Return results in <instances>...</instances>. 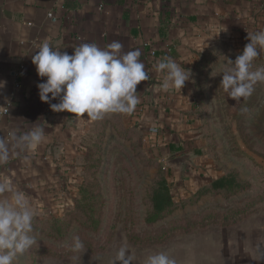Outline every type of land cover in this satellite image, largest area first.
Listing matches in <instances>:
<instances>
[{
  "label": "rangeland",
  "instance_id": "obj_1",
  "mask_svg": "<svg viewBox=\"0 0 264 264\" xmlns=\"http://www.w3.org/2000/svg\"><path fill=\"white\" fill-rule=\"evenodd\" d=\"M247 43L231 41L190 70L192 124L182 133L200 156L189 188L171 184L166 156L124 114L91 119L78 182L59 212L34 219L39 243L18 264H111L121 245L135 254L133 264L157 251L176 264H264V84L239 104L221 88L226 62ZM261 68L264 55L252 70ZM231 178L249 188L228 198L208 187ZM241 207L239 221L221 224L222 214ZM74 237L84 254L73 253Z\"/></svg>",
  "mask_w": 264,
  "mask_h": 264
},
{
  "label": "crops",
  "instance_id": "obj_2",
  "mask_svg": "<svg viewBox=\"0 0 264 264\" xmlns=\"http://www.w3.org/2000/svg\"><path fill=\"white\" fill-rule=\"evenodd\" d=\"M261 30L264 0H0V135L37 123L47 136L27 159L22 153L0 165V177L31 198L38 216H49L59 212L80 176L83 133L91 119L54 112L41 101L37 85L43 80L32 56L43 41L69 54L83 43L105 48L119 41L124 52L139 49L149 79L137 85L140 102L124 116L145 131L166 162L193 155L190 172L168 167L183 181L193 176L200 156L182 133L192 124L187 113L194 98L187 82L181 91H163L153 65L168 57L190 72L221 46L249 42L248 32ZM172 145L187 151L174 156Z\"/></svg>",
  "mask_w": 264,
  "mask_h": 264
},
{
  "label": "clouds",
  "instance_id": "obj_3",
  "mask_svg": "<svg viewBox=\"0 0 264 264\" xmlns=\"http://www.w3.org/2000/svg\"><path fill=\"white\" fill-rule=\"evenodd\" d=\"M247 39L242 53L234 61L228 59L221 71V88L237 104L246 102L257 84H264V68L252 70L253 62L264 55V30L248 32ZM123 47L119 41L105 48L83 43L69 54L43 41L32 56L37 74L43 80L37 85L41 101L48 103L54 112L66 111L77 117L87 114L92 120L102 119L106 114L133 113L140 102L137 85L147 81L149 74L139 59L141 51L124 52ZM153 71L165 92L181 91L191 78V71L168 57L154 64ZM3 86L0 82V88ZM53 100L59 102L52 103ZM46 141L45 129L37 123L27 131L12 130L0 135V165L22 153L27 159ZM40 214L23 190L7 177H0V264H18L39 243L33 222ZM72 251L74 254L87 251L79 237H74ZM135 260V254L121 245L111 264H133ZM142 264H176V261L166 252L157 251L146 254Z\"/></svg>",
  "mask_w": 264,
  "mask_h": 264
},
{
  "label": "trees",
  "instance_id": "obj_4",
  "mask_svg": "<svg viewBox=\"0 0 264 264\" xmlns=\"http://www.w3.org/2000/svg\"><path fill=\"white\" fill-rule=\"evenodd\" d=\"M208 56H213V53L209 54ZM207 63H208V59L203 62V65H206ZM171 151L174 156H178V155L185 153L187 150L184 146L179 145V147H175V145H172ZM166 172H167L168 177L171 178V182H172L171 184L175 185L177 188L178 187L189 188V185H188L189 182L187 183L186 179H182L183 181H179L177 177L173 175L168 168H166ZM188 179L189 180L191 179V181H193L195 178L192 176V177H189ZM220 184L221 185L218 186L212 183L208 187H211L212 189H218V191L215 190L216 192H218V194L224 197H228V198L232 195H235L238 192L244 191L249 188V184L247 182H241L240 180H237L234 178H231L229 181L225 180L223 184L222 183ZM245 211H246V208H242V207L237 208V209L235 208L229 209L227 212H225L224 214L220 216L224 218L223 221H221V224L224 226H228L230 224L236 223L237 221H239V219H234V217L245 213ZM157 219L158 218L156 216H153L149 219V222H155L157 221Z\"/></svg>",
  "mask_w": 264,
  "mask_h": 264
},
{
  "label": "water",
  "instance_id": "obj_5",
  "mask_svg": "<svg viewBox=\"0 0 264 264\" xmlns=\"http://www.w3.org/2000/svg\"><path fill=\"white\" fill-rule=\"evenodd\" d=\"M154 91V87L151 89V92ZM193 155H184L182 157L175 158L167 162V166L180 169L182 171L190 172L191 162Z\"/></svg>",
  "mask_w": 264,
  "mask_h": 264
},
{
  "label": "built area",
  "instance_id": "obj_6",
  "mask_svg": "<svg viewBox=\"0 0 264 264\" xmlns=\"http://www.w3.org/2000/svg\"><path fill=\"white\" fill-rule=\"evenodd\" d=\"M8 111L7 110H4V113H7Z\"/></svg>",
  "mask_w": 264,
  "mask_h": 264
}]
</instances>
